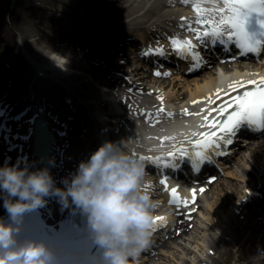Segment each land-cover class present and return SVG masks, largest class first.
I'll list each match as a JSON object with an SVG mask.
<instances>
[{"label":"rangeland","instance_id":"rangeland-1","mask_svg":"<svg viewBox=\"0 0 264 264\" xmlns=\"http://www.w3.org/2000/svg\"><path fill=\"white\" fill-rule=\"evenodd\" d=\"M139 1L137 0L135 3L138 7L141 4ZM103 2L104 0H0V36L5 39H0V73L4 75V69L8 65L29 69L31 76L34 75L33 83L28 88L30 89L29 95H32L35 100L34 105L48 104L50 109L56 112L61 108L67 110L68 107H72L78 115H81L82 122L90 120L87 109L79 107V102L71 97V93L65 89L64 85L47 76L60 77L65 85L72 86L77 91V95L91 101L89 107L93 111L102 109L103 105L99 103L100 93L92 85V80H113L116 83L115 91L119 89V92L123 93L126 80L122 75L123 72L140 65L138 60L123 59L119 49L109 44V38L111 39L112 35L118 32H124L127 38L131 39L135 36L140 42L142 40L140 34L145 29L157 27L156 24L147 25L146 23H131L122 27L124 21L129 20L130 22L134 16H127L126 7L109 11L101 10ZM163 4L164 0H149L146 8L154 6L158 10L163 8ZM127 5H131V3L128 2ZM14 7L20 8L23 18L18 26L14 23L8 24ZM144 11L140 10L135 15L138 20L141 21ZM154 19L158 20L159 16L155 15L150 21ZM25 33L27 34L26 40L22 37ZM6 40L15 41V45L20 46V50L14 52L16 54L20 52V58L14 53L13 56L9 54L10 49L5 47ZM131 43V40L128 41L126 47L132 56H136L138 54L136 49L141 42L137 47ZM52 44L59 47H53ZM60 47L67 52L71 62L78 64L83 62L87 67L85 71L80 72L81 80H79V66H76L77 74H60L51 58H57L53 50H58L57 48ZM64 51L62 54H65ZM123 62H126L125 68ZM208 66L203 67V71L188 77L185 76L183 78L185 81L172 80L178 76L177 74L169 75L167 80L170 83L176 81L180 91L188 93V88H184L183 83L186 82V79H194L209 71L210 67ZM37 69H40L38 71L41 72L40 75L37 73ZM33 72L36 74H32ZM128 75L130 77L131 73ZM152 80L145 82L151 87L152 82L150 81ZM190 87L193 88L192 85ZM125 96L130 111H149V115L152 116L151 112L156 108L154 101L157 103V100L152 96L137 97L129 92ZM65 99H69V102H66ZM175 102L180 103L179 100ZM104 109L106 112L108 111L107 107ZM101 115L103 114L101 113ZM124 115L125 117L128 115L126 123L128 128L135 129L142 125L139 121L134 122L135 117L132 113L127 114L126 111ZM143 115L144 113L136 114V116ZM108 128L111 136L114 135L120 141L122 140L121 130H124L122 123L115 122ZM148 128L155 130L158 126L143 124L141 131ZM87 132V134L91 133L90 130ZM69 143L71 146L75 144L73 139ZM88 143V139L79 142V150L85 153L82 155H88ZM262 143L263 146H261ZM230 160V163L223 167L218 180L208 184L207 190L198 192L199 199L194 204L196 213L193 214L194 218L189 220V233L174 240L169 238L168 234L162 236L158 246L148 256L142 258L140 264H242L238 261L237 255L247 259L250 264L251 254H254V251L258 249L261 244L260 240L264 237V226L256 219L244 217L247 212L244 203L251 200L248 198L251 195L248 194L249 191L250 193L256 192V195L259 196V186L264 184V135L251 139V143L241 148V151ZM146 173L148 175L145 176V182L152 178V181L157 184L153 173L151 172V175H149L150 171H146ZM179 184L182 185L183 182ZM57 186L61 187L60 184ZM189 189L186 188V191ZM157 197V194L152 197L156 201V206L159 208L163 206L167 209L169 207L167 203L164 200L158 202ZM261 201L263 203V196ZM169 212L174 214V208ZM179 232L181 230H178V234ZM252 237H256V243H252ZM214 239L221 244L218 253L209 246Z\"/></svg>","mask_w":264,"mask_h":264},{"label":"clouds","instance_id":"clouds-1","mask_svg":"<svg viewBox=\"0 0 264 264\" xmlns=\"http://www.w3.org/2000/svg\"><path fill=\"white\" fill-rule=\"evenodd\" d=\"M146 165L127 150L125 140L105 142L56 187L49 168L0 167V264H139L152 242L153 209L142 191ZM75 205L86 221L94 249L68 251L25 235L29 212L49 197Z\"/></svg>","mask_w":264,"mask_h":264},{"label":"bare ground","instance_id":"bare-ground-1","mask_svg":"<svg viewBox=\"0 0 264 264\" xmlns=\"http://www.w3.org/2000/svg\"><path fill=\"white\" fill-rule=\"evenodd\" d=\"M136 1L137 0H104V2L101 4V7H102L101 10L109 11L110 9H118V8L126 7L127 16L128 17L134 16V17L131 19L130 22H129V20L127 22L124 21L121 25L122 27H125L131 23L132 24L146 23L148 25L149 21L152 18H154L155 15L159 16L158 20H160L164 23H169L173 26H179L183 23V22H181L180 18L182 16L189 17L190 14L192 13V11L190 9H188V10L187 9H181L180 10L179 8L173 7V6L169 5L166 2V0H164L163 8H159L158 10L154 6L146 8L147 2L149 0H140L139 2H141V4L139 5V7L137 5H135ZM128 2H130L131 5L128 6L127 5ZM140 10H145L144 14L141 16L142 17L141 21L138 20L137 17L135 16L136 14H138L140 12ZM170 17H173L174 19H171ZM22 21H23V18L21 17L20 8L14 7L13 13L10 15V21L8 24L14 23L16 26H18L20 24V22H22ZM152 24H154V23H152ZM152 34L153 33L148 34L147 31H144V34H141V38L143 40H145L146 37H149L150 39H152V38L158 39L159 37L160 38L162 37L164 40L160 39L159 42H156V41L155 42L157 44H164L167 46V49H171V46H173L171 43V40L172 39H178L177 37H180L181 33L171 32L170 37H167V38H164L161 35H157L156 37H154V35H152ZM125 35L126 34L124 32H118V33L112 35V38L111 39L109 38V44L112 45L113 47L119 49L120 54L122 55V57H124L123 59H126L127 61H129L130 59L137 60V58H138V61L141 60V57L139 55L138 56L137 55L132 56L126 47L127 46L126 44L130 40L132 41L131 44L133 46L137 47V45L140 43L139 40H137L136 37L129 39V38H127V35L126 36ZM22 37H24V39L26 40L27 34L26 33L23 34ZM0 39L5 40L3 38V36H0ZM178 40H180V39H178ZM52 45H53V47H59V46H56L55 44H52ZM5 47L10 49L9 54L12 56H13V53L15 51L20 50V46L18 47V45H15V41L12 42V41L6 40L5 41ZM57 49L58 50H55V51L53 50V52L57 56L56 59H52L53 63L55 62V65L57 66V68L59 69V71L61 73L63 72V73L71 74V72H70L71 68H69V67L67 68L63 64L62 58L60 57V53H62L64 51V48L60 47ZM169 52L171 53V51H168L167 53H169ZM14 54H16V53H14ZM16 55L19 58L21 57L20 52H17ZM155 57L157 58V56H155ZM182 59H185V58H182ZM246 63H247L246 65H244L245 63H240V68L245 69V71L243 72V71L237 70V69L233 70V67L230 63V59H220V58L215 59L214 61L210 62V64H212V65L208 66V67H210L209 71L204 72L202 75H200L194 79H191V80L186 79V82L183 83V87L188 88V93L181 92L180 88L176 84V81H174L173 83H170L167 80V76L165 74H162L160 77H155L152 71L146 70L145 68H140V67L135 68L131 71L133 73V75H132L133 76V78H132L133 82L130 86L135 85V93L140 92V90H142L144 92H148L150 94V96L155 95V92L152 91L151 89L161 90L160 96H163L164 99L160 101L156 96V100L158 101V105L168 106L172 111L176 112V115L172 114V116L170 117L171 118L170 120H172V123L175 127H169L166 124H162V125H160V127H162V128H160L161 131L159 132V134H161V139L164 141V143H167L169 145L177 144L175 146L176 147L175 150H177L178 148H181V147H183V148L189 147L188 145L195 143V141L199 140L202 137L200 135V133H203L205 131L211 132V128L207 127L206 125L208 124V122L210 120L216 118L218 114L216 112H212V109L215 107L210 106V104H212V103L209 102V99H208L209 97H211L212 100L213 99L218 100V103L215 105L218 107V105L220 103H222L223 100L228 99V97L225 95V93H228L231 91L229 88L230 85H233V86L235 85V77L243 76V78L241 80L246 81V80L251 79L253 77H257L258 75H260L262 73L261 71H264L262 69L263 64L261 62H258L257 64H253L250 62H246ZM187 64H191V62L188 60ZM79 65H81V64H79ZM163 65H165V63H163ZM254 65L257 66V68H258L257 71L251 70V66H254ZM118 66H122V65H118ZM218 67H220L221 70H225V72L217 74L216 70ZM4 71H5L4 75H2L0 73V107L2 106V108H4L6 110L5 118H6V116L12 117L11 119H9L10 124H7V123L6 124H7V126H11L13 133H16L18 136H19V133L20 134H27L28 124L26 122V119L29 117H32V115L34 114L33 109L29 110L22 117L16 119L15 116L17 115L18 111L24 109L25 107L20 108L19 110H14L12 107H17L16 103H20V102H25V101H27L29 103L35 102V100H33L31 98H27V96L24 95L25 94L24 91L22 92L23 87H25V85L30 87V84L32 83L33 77L31 76L30 70L29 69L25 70L23 67H12L11 65H8V67H6L4 69ZM37 71H38V69H37ZM128 71H130V70H128ZM170 74H172V75L177 74L178 75L175 78H173L172 80H177L179 82L185 81V80H183V78L186 75H183L184 73L181 71H179L178 73L172 72ZM154 77L157 78V80L153 79ZM148 80H152V81H150V82H152L151 87L149 86V84L147 82H145ZM103 84L107 85V86L116 85L115 81H112V80L104 81ZM153 85H156V86H153ZM190 85H192L193 88H191ZM105 87L106 86H103V88H102V90L104 91L103 92L104 96L113 98L116 94V93L114 94V90H111L109 87H107V89H106ZM222 88L224 90H222ZM136 89H138V91H136ZM25 90H26V87H25ZM217 90H221L220 96L222 97V99H217V96H216ZM178 91H180V92H178ZM236 93L237 92H232V95H236ZM165 96H166V98H165ZM204 98H205V100H202ZM176 100H179L180 103L175 102ZM194 101H199V103H195V105H192V103ZM198 105H199V108L201 110L203 107L207 106L208 107L207 111L200 112V114L198 116H193L194 115V109H192V108H194ZM186 107L190 108V110L192 112V116H182L183 118H181V116L178 114L180 112V108H186ZM49 111H52V112H50V114H49ZM207 112H210L211 115H209ZM45 114H48L49 116L51 114H53L54 117H56L58 120H61L60 126L55 127V131L57 133V135L54 137L55 149L52 150L51 163H50V167H49L50 174L52 175L54 181H56L57 176L60 173H67V174L71 173V175H73L72 174L73 170H75L74 173H76V169H78V168H77V166L73 167L74 164L78 163V162L80 164L82 161H84L83 158L81 157L80 153H79L81 150H79L78 142H81L85 139L84 138L85 132L83 130V127H85V126H84V124H81L79 122L77 115L75 113L74 114L69 113L70 115H68V116H66L63 113H56L54 110L50 109V105H48V104H46ZM206 116L208 117V120H205ZM62 122H65V125H68V127L66 128L65 126H62ZM196 122H199V124L200 125L202 124V125H201L199 130L194 131L195 128L193 126ZM3 129L5 131H7L6 127H3ZM65 129H66V131L64 132L63 136L58 134V131H63ZM245 129L246 130H252L253 128L252 127H245ZM75 134H77L78 136L75 139L76 143L74 144V146L73 145L72 146H62L63 143L70 142L73 139V135H75ZM165 138H167V139H165ZM15 140H16V142H17V140L20 141L18 146L15 148V150H19V148L22 145L24 147H28V145H30V142H28V140L23 138V137H18ZM249 143H251V142H249ZM9 144H15V143H13L10 140H7V142H5V140H2V138H1V140H0V167L4 166V164H6V163L9 165L13 163V159L11 157L13 150L9 151L7 149V146ZM59 145L64 147L66 149V151L68 152V154H67L66 158L64 159L63 164L58 165V164H54L53 161L57 156V151H58ZM261 146H263V143L261 144ZM259 147L257 148V150L259 149ZM97 149H98V147L94 142L93 147H91L89 150V155H88L89 158H90L91 154L94 151H96ZM187 150L191 151L192 149L189 148ZM131 153H133V155L137 154V149L133 148L131 150ZM247 159H249V158L247 157ZM230 161L226 160L224 162V166L226 167L230 163ZM146 162L147 161H144L145 164H146ZM24 167H26V166H21V168H24ZM68 179H71V178H68ZM155 184L156 183H154V181H152V178H151V180L149 179L147 182L143 183L142 191L146 194H149V195L151 193H152V195H155L157 190H159L158 185H155ZM148 186H150V187H148ZM171 186H172L171 184L169 186H167L166 192L163 191V194L160 192V194H162L161 196L165 197V199H163V198H160V199L164 200L168 204L169 207L167 209H165V208L162 209L159 207L154 208L153 209V218H155L156 216H160V215L165 216L166 222L168 221V223H166V224H168L169 229H170L168 236H169V238L174 240V239H177L178 237H181V236L189 233L190 229H189V221L188 220H184L183 217H179L177 215L173 216V213L169 212L171 210V208H173L174 204H176V203H172L173 197L171 194ZM263 186H261V191H264ZM160 189H161V186H160ZM176 189L178 192V188H176ZM192 195H193V191H192ZM46 199H47V203L43 207H40V210L42 211L45 218L48 219L51 223H58L59 220L61 219V217L66 213V211L67 210L71 211L75 206L72 204L64 205L59 201V199L57 197H54V196L46 198ZM150 200L152 201V203L155 204L153 199L150 198ZM183 201H186V196H184V195L182 196V201H181L180 206L183 205ZM189 202H191V201L189 200ZM255 206H257V207L263 206V203L254 202L252 204H249L248 205L249 214L247 215V217L249 215H250V217H254L256 215L255 210H257L258 208H256ZM259 209H258V212H260V214L257 215V217H258V222L262 224V223H264V215L261 211L262 209H260V210ZM4 211L6 212V210L3 207V201L0 200V213H2ZM189 214H193V213H189ZM158 228L156 229V231H158ZM160 228L162 231L165 229L164 225L160 226ZM177 230H181V232H179V234H178ZM178 235H180V236H178ZM156 238H157L156 235H152V239L155 240ZM253 240L256 241L255 238H253ZM262 242H263V245L260 248V253L258 255L264 254V238L262 239ZM209 246L216 253H218V251L220 249L219 247L221 246V244L219 241L214 239L211 241ZM259 261H260V258H258L255 262L258 263ZM260 264H264V263L261 262Z\"/></svg>","mask_w":264,"mask_h":264},{"label":"snow or ice","instance_id":"snow-or-ice-1","mask_svg":"<svg viewBox=\"0 0 264 264\" xmlns=\"http://www.w3.org/2000/svg\"><path fill=\"white\" fill-rule=\"evenodd\" d=\"M183 2L187 3L188 0H183ZM222 2L224 7L218 9H203L197 4L196 11L198 14L207 13V15L197 20V27L193 28L189 24L188 29L195 32L196 39L206 47L218 43L225 45L230 41H234L242 55L259 53L261 46H264V0H222ZM212 16H218L219 19L214 23L213 19L209 18ZM181 27H184V25H181ZM202 28L203 31H201ZM171 43L176 54L182 58L190 56L191 60L195 62L193 67H200L202 57L198 51H195L196 45L191 40L180 41L172 39ZM225 51H228V49L225 48ZM145 54L163 56L165 52L163 48H158L150 49ZM156 75L159 76L161 73L157 72ZM247 84L253 87L249 89L242 84L237 85V87L229 86L231 91L225 93L228 99L223 100L217 108L212 109V112H216L218 115L206 125L213 131L200 133L204 139L195 141V146L200 148L215 147L218 149L220 147L218 141L231 145L233 143L231 137L237 135L243 126L264 129V78H261L259 82L248 81ZM238 87H242L244 90L232 95V92H237ZM220 91L217 90V99H222ZM161 99L163 98L161 97ZM208 99L210 103H216L211 97ZM193 103H199V101H194ZM205 120H208L207 116ZM226 135L229 138L226 139ZM167 155L173 158L171 161L182 160L188 156V151L181 147L175 152L170 151ZM195 157V160L199 161L200 164L210 159L203 151L195 152ZM140 159L149 161L152 164H164L165 166L171 162L162 161L160 157L151 156H142ZM197 170H199L198 167ZM160 183L167 187V177L162 179ZM171 194L173 197L172 203H176L179 199L177 189L172 188ZM193 196H195V190H193ZM183 203L187 205V201H183ZM165 223V217L156 216L153 218L152 231H156L158 227Z\"/></svg>","mask_w":264,"mask_h":264},{"label":"water","instance_id":"water-1","mask_svg":"<svg viewBox=\"0 0 264 264\" xmlns=\"http://www.w3.org/2000/svg\"><path fill=\"white\" fill-rule=\"evenodd\" d=\"M45 127V123L43 121H37L36 122V133H40V139L44 140V137L46 139V143L44 141L45 147L44 145L41 146L38 143L36 144V148H35V154L37 156H39L40 158H42V163L46 164L48 161V156L50 155V151L52 148V135L51 132H47V128L44 129Z\"/></svg>","mask_w":264,"mask_h":264}]
</instances>
